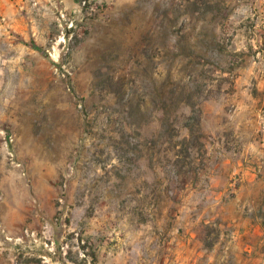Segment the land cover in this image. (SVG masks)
I'll list each match as a JSON object with an SVG mask.
<instances>
[{
    "label": "rangeland",
    "instance_id": "374dc122",
    "mask_svg": "<svg viewBox=\"0 0 264 264\" xmlns=\"http://www.w3.org/2000/svg\"><path fill=\"white\" fill-rule=\"evenodd\" d=\"M26 1L0 0V264L246 258L264 0Z\"/></svg>",
    "mask_w": 264,
    "mask_h": 264
},
{
    "label": "crops",
    "instance_id": "0c3cea01",
    "mask_svg": "<svg viewBox=\"0 0 264 264\" xmlns=\"http://www.w3.org/2000/svg\"><path fill=\"white\" fill-rule=\"evenodd\" d=\"M16 1L22 3L23 0ZM37 1L40 3L43 0ZM28 3L29 1L26 4ZM18 24L20 23L16 22L15 27H19ZM32 28L37 29L35 24ZM249 170H251L249 165L240 166L238 172L243 175L242 182L235 187L229 184L231 192L234 193L232 201L236 205V213L228 216L227 219L232 227L236 247L241 251L243 247L247 252L246 258L233 264H264V173L262 180H254L249 178ZM227 187L228 184H224L223 196L228 192ZM259 212L262 214L260 215Z\"/></svg>",
    "mask_w": 264,
    "mask_h": 264
},
{
    "label": "built area",
    "instance_id": "2783aa9c",
    "mask_svg": "<svg viewBox=\"0 0 264 264\" xmlns=\"http://www.w3.org/2000/svg\"><path fill=\"white\" fill-rule=\"evenodd\" d=\"M82 5L85 7L87 6V9L90 10L91 12L94 11V7L91 6L90 2H87V1H83L82 2ZM260 144H261V147L264 148V122H263V128H262V131H261V140H260ZM241 180L240 178H234L233 181H232V185L235 187L238 185V183H240Z\"/></svg>",
    "mask_w": 264,
    "mask_h": 264
},
{
    "label": "trees",
    "instance_id": "16d2710c",
    "mask_svg": "<svg viewBox=\"0 0 264 264\" xmlns=\"http://www.w3.org/2000/svg\"><path fill=\"white\" fill-rule=\"evenodd\" d=\"M187 127L189 128V130H190V132H191V131H192V130H191V127H189V126H187Z\"/></svg>",
    "mask_w": 264,
    "mask_h": 264
}]
</instances>
